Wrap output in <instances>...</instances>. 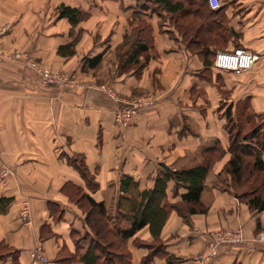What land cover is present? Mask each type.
<instances>
[{
	"label": "crops",
	"instance_id": "0c3cea01",
	"mask_svg": "<svg viewBox=\"0 0 264 264\" xmlns=\"http://www.w3.org/2000/svg\"><path fill=\"white\" fill-rule=\"evenodd\" d=\"M174 1L179 8L172 11L144 8L148 0H0V155L12 168L0 197H14L0 213V242L17 255L0 264H90L84 257L94 233L73 193L103 202L121 237L132 223L130 193L153 188L166 167L202 163L204 149L216 143L225 152L205 179L207 210L184 217L173 209L158 237L149 225L137 230L123 241L127 264L149 256V264H264V210L251 209L225 171L228 114L240 128L264 131V0H224L218 8L209 0ZM62 5L83 16L73 23L61 15ZM142 20L150 27L142 42L147 50L139 62L124 60L136 42L124 46L126 37ZM234 46L259 55L242 74L214 66L216 52ZM16 49L30 58L9 54ZM31 60L74 83H44ZM144 92L154 103L140 108L130 126L120 125L116 110ZM82 162L93 184L79 169ZM166 192L173 204L187 188L170 179ZM26 202L29 221L21 217ZM237 227L244 242L203 257L215 230ZM38 245L46 262L32 257Z\"/></svg>",
	"mask_w": 264,
	"mask_h": 264
},
{
	"label": "trees",
	"instance_id": "16d2710c",
	"mask_svg": "<svg viewBox=\"0 0 264 264\" xmlns=\"http://www.w3.org/2000/svg\"><path fill=\"white\" fill-rule=\"evenodd\" d=\"M178 2L174 0H148L149 5L144 8L151 7L152 10H156L164 7L173 11L179 8ZM60 12L62 16H68L73 23L78 22L83 16L80 9L67 5H62ZM149 32L148 23L142 20L140 25L134 28V32L127 35L124 46L133 40L136 42L132 44L131 49L125 52L124 60L139 62L140 52L147 50L146 44L150 39ZM142 42L146 44L142 45ZM202 52L206 64H211L212 61L207 59L208 51L202 50ZM98 60L99 58L91 61L92 65H96ZM228 120L231 158L225 165V171L231 175L232 183L235 185L240 198L248 202L251 209L264 210L263 127L257 126L246 132L236 124L231 113L228 114ZM224 152L222 145L216 143L204 149L205 158L202 163L177 169L166 167V171L156 178L153 188L130 193L134 201H132L133 206L128 211L127 216L132 220V223L130 227L123 229L122 238L118 236L117 231L114 230V232L110 228L103 202L94 200L88 193L81 190L73 193V199L77 200L84 208L86 222L94 233V238L89 241L90 250L84 260L90 264H127L129 257L124 250L123 241L137 230L149 225L154 236L158 237L173 209H176L184 217L192 213L206 211L207 207L201 200V192L214 161L220 159ZM78 167L88 181L93 184L85 164L82 162ZM170 179H175L176 187L184 186L187 188V192L182 194L181 202L169 204L167 201L166 190ZM13 200L14 197L1 196L0 213L7 212ZM10 255H13L15 259L17 258L12 247L0 242V261L5 260ZM150 259L151 256L146 257L143 264H149Z\"/></svg>",
	"mask_w": 264,
	"mask_h": 264
},
{
	"label": "built area",
	"instance_id": "2783aa9c",
	"mask_svg": "<svg viewBox=\"0 0 264 264\" xmlns=\"http://www.w3.org/2000/svg\"><path fill=\"white\" fill-rule=\"evenodd\" d=\"M224 0H209L213 8H218L222 5ZM259 55L252 49L243 46H234L232 48L221 49L216 52L214 59V66L220 69H227L233 71L235 74H242L250 70L256 63ZM30 65L37 69L43 77L44 83L56 84H73L74 78L62 72H57L51 68L44 66L36 61L31 60ZM110 95L118 101L121 97L118 96L113 90L108 89ZM155 101L154 96H139L124 101V105L116 110L117 122L125 127L132 124L136 112L145 106L152 105ZM12 168L7 165L0 155V184H6ZM21 217L25 221L30 219V207L26 202L21 209ZM245 240L244 231L242 227L237 229L226 228L225 231L217 230L211 234V238L203 253L205 259L215 256L218 248L222 244L242 243ZM32 257L35 261L46 262L47 257L44 254L42 246L38 245L32 251Z\"/></svg>",
	"mask_w": 264,
	"mask_h": 264
},
{
	"label": "rangeland",
	"instance_id": "374dc122",
	"mask_svg": "<svg viewBox=\"0 0 264 264\" xmlns=\"http://www.w3.org/2000/svg\"><path fill=\"white\" fill-rule=\"evenodd\" d=\"M9 54H12V55H14V56H17V57H24L25 59H26V61L28 60L27 58H30L29 56H28V54L27 53H25L24 51H21V50H18V49H16V50H14V51H12V52H10ZM3 55H5V53L2 51V52H0V57L1 56H3ZM33 61H36V60H33ZM37 63H40V61H36ZM29 64H30V62H29ZM41 64V63H40ZM43 65V64H42ZM149 95H151V96H153L151 93H149V92H144V93H141V94H138V95H135V96H132V98H134V97H139V96H149ZM244 122V121H243ZM242 122V123H243ZM245 123V122H244ZM256 126H252V125H248L247 127H245V129L244 128H242V129H244L246 132H248V131H250L251 129H253V128H255ZM204 158H205V156H203V160H204ZM217 160H215L214 161V163L216 162ZM213 163V164H214ZM233 186L235 187V185L233 184ZM238 228V227H237ZM237 228H231V229H237ZM225 229L226 228H222V229H218V230H223V231H225ZM215 231H217V230H215Z\"/></svg>",
	"mask_w": 264,
	"mask_h": 264
}]
</instances>
